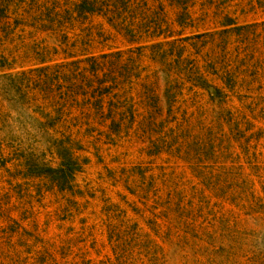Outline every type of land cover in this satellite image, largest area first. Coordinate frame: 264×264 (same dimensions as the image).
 <instances>
[{"label": "rangeland", "instance_id": "374dc122", "mask_svg": "<svg viewBox=\"0 0 264 264\" xmlns=\"http://www.w3.org/2000/svg\"><path fill=\"white\" fill-rule=\"evenodd\" d=\"M0 264H264V0H0Z\"/></svg>", "mask_w": 264, "mask_h": 264}, {"label": "trees", "instance_id": "16d2710c", "mask_svg": "<svg viewBox=\"0 0 264 264\" xmlns=\"http://www.w3.org/2000/svg\"><path fill=\"white\" fill-rule=\"evenodd\" d=\"M62 164L58 168H48L46 169L47 173L56 180L57 182L62 181L63 183L68 182V180L73 176L74 171L76 170V162L70 156L68 148H63L62 150Z\"/></svg>", "mask_w": 264, "mask_h": 264}]
</instances>
